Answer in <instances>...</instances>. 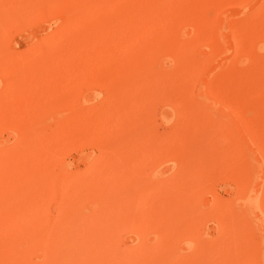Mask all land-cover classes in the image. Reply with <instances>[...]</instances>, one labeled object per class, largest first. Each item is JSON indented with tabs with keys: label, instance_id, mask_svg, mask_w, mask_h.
Masks as SVG:
<instances>
[{
	"label": "rangeland",
	"instance_id": "1",
	"mask_svg": "<svg viewBox=\"0 0 264 264\" xmlns=\"http://www.w3.org/2000/svg\"><path fill=\"white\" fill-rule=\"evenodd\" d=\"M263 256L264 0H0V264Z\"/></svg>",
	"mask_w": 264,
	"mask_h": 264
},
{
	"label": "bare ground",
	"instance_id": "2",
	"mask_svg": "<svg viewBox=\"0 0 264 264\" xmlns=\"http://www.w3.org/2000/svg\"><path fill=\"white\" fill-rule=\"evenodd\" d=\"M70 243V242H69ZM100 260V259H99ZM259 264H264V256L262 257V259L260 260Z\"/></svg>",
	"mask_w": 264,
	"mask_h": 264
}]
</instances>
